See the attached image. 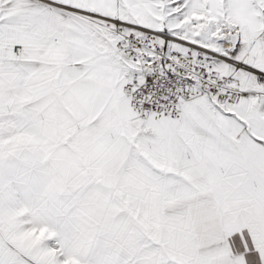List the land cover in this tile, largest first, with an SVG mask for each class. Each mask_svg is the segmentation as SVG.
Wrapping results in <instances>:
<instances>
[{"label":"snow or ice","instance_id":"6c2138e0","mask_svg":"<svg viewBox=\"0 0 264 264\" xmlns=\"http://www.w3.org/2000/svg\"><path fill=\"white\" fill-rule=\"evenodd\" d=\"M0 264H264V0H0Z\"/></svg>","mask_w":264,"mask_h":264}]
</instances>
